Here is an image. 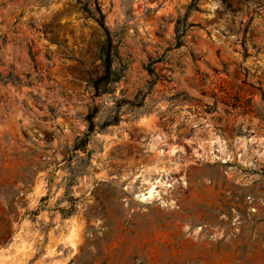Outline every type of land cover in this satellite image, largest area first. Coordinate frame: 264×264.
Listing matches in <instances>:
<instances>
[{"label": "rangeland", "instance_id": "374dc122", "mask_svg": "<svg viewBox=\"0 0 264 264\" xmlns=\"http://www.w3.org/2000/svg\"><path fill=\"white\" fill-rule=\"evenodd\" d=\"M190 3L0 0V264H264V0Z\"/></svg>", "mask_w": 264, "mask_h": 264}, {"label": "trees", "instance_id": "16d2710c", "mask_svg": "<svg viewBox=\"0 0 264 264\" xmlns=\"http://www.w3.org/2000/svg\"><path fill=\"white\" fill-rule=\"evenodd\" d=\"M198 1L199 0H191L190 5L188 6V10H196ZM82 9L89 18H92L98 24V26L103 30L105 34V41L101 45L99 50V60L103 68V73L100 77L96 79L90 78L89 84L97 94H106L110 91L112 85L118 83L122 77L121 71L117 70L113 66L116 60L118 59L117 44L114 43L110 31L105 26L104 15L102 14L98 4L95 3L94 9H91L88 4H85L83 5ZM186 16L187 14H185L184 18H186ZM91 120L92 117L88 116V121L90 124ZM87 136L88 134L84 139L80 141L82 146H86ZM77 149H79V146H75L74 150ZM70 215L71 214L69 213L67 216Z\"/></svg>", "mask_w": 264, "mask_h": 264}, {"label": "bare ground", "instance_id": "6f19581e", "mask_svg": "<svg viewBox=\"0 0 264 264\" xmlns=\"http://www.w3.org/2000/svg\"><path fill=\"white\" fill-rule=\"evenodd\" d=\"M215 144V142H214ZM217 144V143H216ZM213 146V145H212ZM218 146V145H217ZM219 148V147H218ZM208 149V148H207ZM213 149V148H212ZM214 150V149H213ZM215 151V150H214ZM212 151V152H214ZM219 151V150H218ZM221 151V150H220ZM223 151V150H222ZM207 154V153H206ZM214 156V155H213ZM157 184H160V181H155L153 183H149L148 187L145 189H141L139 191L138 197L141 202H147L154 198L156 192L155 189L157 188ZM165 185V184H164Z\"/></svg>", "mask_w": 264, "mask_h": 264}]
</instances>
